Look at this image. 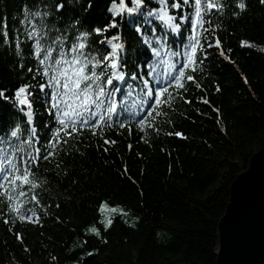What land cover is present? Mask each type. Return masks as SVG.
Masks as SVG:
<instances>
[{"label":"trees","instance_id":"obj_1","mask_svg":"<svg viewBox=\"0 0 264 264\" xmlns=\"http://www.w3.org/2000/svg\"><path fill=\"white\" fill-rule=\"evenodd\" d=\"M247 2L249 11L239 19L225 21L220 33L225 52L232 49L230 60L235 63L224 61L211 49L205 73L197 74L211 105L219 109L220 123L211 107L198 102L195 92L200 91L193 90L188 97L192 104H182L178 109L188 119L177 117L175 129L164 126L165 131L184 132L187 140L162 133L149 146L138 142L135 134L125 139L111 133L110 138L120 142L108 155L101 158L94 147L81 148L85 157L73 153L66 158L62 167L68 169L69 175L59 183L51 172L55 160L43 163L42 169H49L44 176L52 181L50 199L46 195L45 200L60 202L61 207L50 209L51 214L43 218V228L16 224L14 231L23 235L30 252L23 250L24 245L8 232L0 218V264H215L217 224L228 204L230 184L246 168L253 153L264 147V52L259 50L264 47V6L257 0ZM38 3L39 0H0V17L7 19L9 39L14 40L15 30L21 28L22 7ZM93 4L88 25H102L109 19L107 9L113 0H93ZM158 6V0H148L147 7ZM76 15L85 14L81 10ZM151 28L144 23L140 34L151 38ZM123 38L130 64L142 63L149 54L147 45L126 27ZM242 40L257 47L242 48ZM2 44L0 34V90L11 95L21 84L32 82L26 68L35 62L29 60L21 70L17 59ZM216 83L221 87L219 93L215 92ZM38 107L43 114L38 117L43 135L48 117L43 106ZM196 109L203 115H198ZM10 119L20 117L7 103L0 102V127H6ZM221 127L226 132H221ZM129 143L133 144L130 153ZM118 155L127 160L132 180L117 174V169L122 170ZM105 160H114L115 164L105 165ZM73 179L78 183L73 185ZM66 196L71 197L69 202H65ZM103 200L128 212L130 224L116 217L113 226L103 231L97 222L98 205ZM57 216L60 223L56 222ZM92 225L101 229L107 244L85 233ZM85 240L88 243L79 247ZM88 252L93 255L87 256ZM53 256L57 258L55 262Z\"/></svg>","mask_w":264,"mask_h":264},{"label":"snow or ice","instance_id":"obj_2","mask_svg":"<svg viewBox=\"0 0 264 264\" xmlns=\"http://www.w3.org/2000/svg\"><path fill=\"white\" fill-rule=\"evenodd\" d=\"M257 2L264 6V0ZM147 4L148 0H119L118 4L113 0L112 7L107 9L108 21L94 26L88 25L87 19L93 0H39L35 6L22 7L21 28L15 30L14 40L9 39L7 19L0 17L2 46L17 59V66L24 70L29 60L35 62L26 68L32 82L21 84L11 95L0 90V102L7 103L20 117L0 127V218L20 245H24V237L14 231L17 223L43 228V218L51 214L50 209L61 207L60 202L45 200L46 195L50 199L52 181L44 176L49 169H42L43 163L55 160L51 172L59 183L69 175L68 169L62 167L65 159L73 153L85 157L81 148L94 147L101 158L108 155L120 142L110 138L111 133L127 139L135 130L138 142L149 146L162 133L165 137L187 140L184 132L165 131L164 126L175 129L177 117L188 119L178 109L182 104H192L188 97L193 90L205 92L198 102L211 107L220 123L219 109L211 105L197 74L205 73L211 49L224 61L235 63L230 60L232 49L225 52L220 33L225 21L241 18L250 4L247 0H158L157 8H149ZM189 8L191 11L184 14ZM81 10L85 15H76ZM217 19L219 22L214 23ZM149 20L159 21L166 33L155 35L156 29H151L154 42L143 41L149 59L130 64L123 30L127 27L130 32L140 34ZM113 30L115 34H110ZM170 36L183 37L179 50H173ZM240 47L257 46L242 40ZM259 50L264 52V47ZM153 57L157 58L155 66L150 63ZM162 65L166 68L158 72L157 67ZM244 83H248L247 78ZM214 87L216 93L221 91L219 83ZM133 93L139 99L136 110L130 111L120 97ZM38 106H43L48 117L43 135L38 123L43 114ZM196 112L203 115L199 109ZM220 131L226 132L223 127ZM132 149L133 144L129 143L127 151L130 153ZM118 158L122 170L117 169V174L132 180L127 160L119 155ZM104 163L114 165L115 161ZM71 183L75 185L78 181L73 179ZM70 200V196L65 197V202ZM98 212L104 217L99 224L105 232L113 226L116 215L128 216L123 208L110 206L107 200L99 203ZM55 219L61 222L58 216ZM86 234L108 243L96 226L89 227ZM87 243L85 240L79 247ZM23 250L31 251L26 245ZM92 255L93 252L87 253L89 257ZM56 260L53 256L52 261Z\"/></svg>","mask_w":264,"mask_h":264},{"label":"water","instance_id":"obj_3","mask_svg":"<svg viewBox=\"0 0 264 264\" xmlns=\"http://www.w3.org/2000/svg\"><path fill=\"white\" fill-rule=\"evenodd\" d=\"M215 256V264H264V148L230 184Z\"/></svg>","mask_w":264,"mask_h":264},{"label":"bare ground","instance_id":"obj_4","mask_svg":"<svg viewBox=\"0 0 264 264\" xmlns=\"http://www.w3.org/2000/svg\"><path fill=\"white\" fill-rule=\"evenodd\" d=\"M190 9V8H189ZM188 9V10H189ZM191 11V9L189 10V12ZM152 27V28H151ZM161 27L162 26H159V21H157V23H156V21L155 22H153V21H151V20H149V21H147L146 22V28H151V29H156V33H155V35H164L165 33H166V30H163V29H161ZM127 28V27H126ZM127 30H128V28H127ZM188 31V30H187ZM186 34H187V32H186ZM185 34V35H186ZM137 36L142 40V41H144L145 39H147V40H149V41H153L154 42V40H155V36L153 35V33H152V31H151V38L149 37V36H143L142 34H137ZM143 36V37H142ZM181 39H183V37H180V38H178V40H177V38L176 37H171L170 36V38H169V43L173 46V50H179L180 49V40ZM143 45L145 46V44L143 43ZM145 55H147V54H145ZM149 55H150V53L148 54V56L147 57H145L144 59H143V61L144 60H148L149 59ZM220 57V56H219ZM221 59H223L222 57H220ZM156 57H153L152 58V60L150 61V63H152L153 64V66H155V64H156ZM164 59L165 60H167L168 59V57L167 56H165L164 57ZM142 61V62H143ZM164 68H166V65H162V66H160V67H157V70H158V72L159 71H162ZM129 83L131 84L132 82L131 81H129ZM133 87H135V85H133ZM125 91H128L127 90V88L125 89ZM196 93V96L199 98V97H203L204 95H202V92H195ZM121 99H123L127 104H128V106H129V110L131 111V110H136V102L138 101V99H139V97L135 94V93H133V95L132 96H126V95H121V97H120ZM133 134H135V135H137V133L135 132V130H134V132H133ZM246 137H251V136H249V135H246ZM264 147H262L261 149H263ZM260 149V150H261ZM260 150H258V151H260ZM258 151H256V152H258ZM256 152H254V153H256ZM253 153V154H254ZM250 159V158H249ZM249 165V160H248V163H247V166ZM247 166H246V168H247ZM245 168V169H246ZM244 169V170H245ZM243 171V170H242ZM240 173V172H239ZM238 173V174H239ZM238 174L235 176V178L238 176ZM234 178V179H235ZM234 181V180H233ZM232 181V182H233ZM229 191H230V187H229ZM214 254H215V252H214ZM215 261H216V256H215Z\"/></svg>","mask_w":264,"mask_h":264},{"label":"rangeland","instance_id":"obj_5","mask_svg":"<svg viewBox=\"0 0 264 264\" xmlns=\"http://www.w3.org/2000/svg\"><path fill=\"white\" fill-rule=\"evenodd\" d=\"M100 214V213H99ZM105 215H109L108 213H106ZM116 217H118L119 219H121L124 223H126L127 225H129L130 224V218H126V217H124V216H120V215H116L115 216V218ZM104 217H102L101 215H99V217H98V220H97V222H98V224H99V220L100 219H103ZM101 227H103V225H101V224H99ZM92 226H95V225H92ZM89 227H91V226H89ZM88 227V228H89ZM87 228V229H88ZM87 229L85 230V233H86V231H87Z\"/></svg>","mask_w":264,"mask_h":264}]
</instances>
